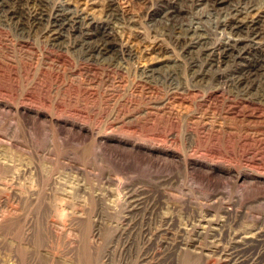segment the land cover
Segmentation results:
<instances>
[{
    "label": "bare ground",
    "instance_id": "obj_1",
    "mask_svg": "<svg viewBox=\"0 0 264 264\" xmlns=\"http://www.w3.org/2000/svg\"><path fill=\"white\" fill-rule=\"evenodd\" d=\"M63 34L68 41L60 46ZM159 42L179 50L182 72L148 68L127 82L122 63L157 52ZM249 52L255 58L243 70L239 60ZM71 55L84 67L72 68ZM18 67L23 97L41 106L35 115L46 121H85L97 112L120 122L114 129L121 132H148L159 125L178 127L175 107L185 98L194 102L185 130L195 144L199 135H246L234 143L242 153L264 145L253 140L264 136V0H0V82L19 81ZM144 90L150 92L147 103ZM248 111L258 116L252 119ZM128 113L137 116L126 122ZM217 118L236 125L216 127ZM125 195V228L118 238L122 264H264V220L223 230L218 219L194 213L186 228L172 233L143 193Z\"/></svg>",
    "mask_w": 264,
    "mask_h": 264
},
{
    "label": "rangeland",
    "instance_id": "obj_2",
    "mask_svg": "<svg viewBox=\"0 0 264 264\" xmlns=\"http://www.w3.org/2000/svg\"><path fill=\"white\" fill-rule=\"evenodd\" d=\"M133 8L141 9L137 4ZM66 37L63 34L57 43H67ZM157 47L153 54L139 53L122 63L121 76L128 82L148 68L160 74L181 73L179 50L164 42ZM74 57L72 68L84 67ZM10 58L17 60L13 54ZM253 58L249 52L240 59L241 68L247 70ZM17 74L19 81L13 85L0 82V264H122L118 238L125 228L124 196L129 191L153 202L172 233L186 228L187 217L194 213L218 219L222 229L234 223L250 228L264 220V145L253 144L255 148L246 147L242 153L234 143L246 135H199L195 144L194 135L185 130L186 120L195 114L192 100L177 103L178 127L159 125L148 132H121L114 129L120 122L113 124L108 115L98 117L97 112L85 121H46L35 115L41 106L23 97L20 67ZM143 95L147 103L150 92L144 90ZM242 98L237 97V104ZM53 112L48 110L50 117ZM247 115L258 116L249 111ZM136 116L128 113L124 120ZM215 123L236 125L218 118ZM259 139L264 136L254 135L255 142Z\"/></svg>",
    "mask_w": 264,
    "mask_h": 264
}]
</instances>
